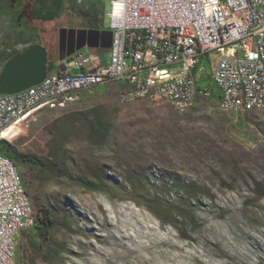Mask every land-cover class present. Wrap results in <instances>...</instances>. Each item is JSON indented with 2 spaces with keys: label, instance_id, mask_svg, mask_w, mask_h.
I'll use <instances>...</instances> for the list:
<instances>
[{
  "label": "rangeland",
  "instance_id": "rangeland-1",
  "mask_svg": "<svg viewBox=\"0 0 264 264\" xmlns=\"http://www.w3.org/2000/svg\"><path fill=\"white\" fill-rule=\"evenodd\" d=\"M43 6L0 0V54L40 43L56 69L60 28H82L94 15L109 24L110 0H64L47 23L31 17ZM121 87L46 105L5 133L45 166L17 163L34 212L57 221L47 242L35 229L19 234L16 264H264V111L223 112L214 99L181 114L166 103L121 107Z\"/></svg>",
  "mask_w": 264,
  "mask_h": 264
},
{
  "label": "built area",
  "instance_id": "built-area-1",
  "mask_svg": "<svg viewBox=\"0 0 264 264\" xmlns=\"http://www.w3.org/2000/svg\"><path fill=\"white\" fill-rule=\"evenodd\" d=\"M106 17L108 60L84 47L38 85L0 95V141L38 109L105 84H122L121 107L166 103L181 114L214 99L223 112L264 111V0H110ZM34 225L18 167L0 154V264H16L17 237Z\"/></svg>",
  "mask_w": 264,
  "mask_h": 264
},
{
  "label": "water",
  "instance_id": "water-1",
  "mask_svg": "<svg viewBox=\"0 0 264 264\" xmlns=\"http://www.w3.org/2000/svg\"><path fill=\"white\" fill-rule=\"evenodd\" d=\"M111 43L112 32L109 30L75 28L58 30L60 61L84 47L106 50L111 47ZM47 65V52L40 44L31 45L18 52L0 71V95L19 93L38 85L48 73Z\"/></svg>",
  "mask_w": 264,
  "mask_h": 264
},
{
  "label": "trees",
  "instance_id": "trees-1",
  "mask_svg": "<svg viewBox=\"0 0 264 264\" xmlns=\"http://www.w3.org/2000/svg\"><path fill=\"white\" fill-rule=\"evenodd\" d=\"M44 4V6L42 8L39 9H35L34 11L31 12V17L34 18L37 21L43 22V23H47V22H52L54 21V19L58 16V13L60 12L64 0H40V4ZM48 3V4H47ZM46 4L48 5L46 7ZM90 28V29H95V30H104V24L100 21L97 20L96 15H94L92 18H86L85 22L82 25V28ZM40 44V43H38ZM42 45V44H40ZM44 46V45H42ZM25 48L21 49L20 51H15V52H10L8 54H4L1 53L0 54V62L1 67L3 68V66L5 65V63L10 60L15 54H17L18 52H21L22 50H24ZM102 50V49H100ZM105 52V50H103ZM57 68L53 69V66L51 65V63L48 61V65H47V71L48 72H52V71H56ZM215 90H213V95H215ZM100 125H102L100 123ZM99 125V126H100ZM106 133H108V130L106 129V127L101 128L100 131V135H106ZM0 154L4 155L5 157L11 159L13 161V163L17 166V163H24V162H31L32 164L38 166V167H45L43 166V164H41V162H35V159L32 158V160H30L28 158L27 155L21 154L19 152H17L14 147L9 143L6 142L4 140L0 141ZM58 152L51 150L49 153L50 161H53L50 163V166H48V169L53 170L54 171V167L59 166L57 164L58 162V158L59 156H57ZM63 161V160H61ZM64 162V161H63ZM18 167V166H17ZM101 175L98 176L100 181L104 180V179H109V176L107 175V173L105 174L104 171H101ZM168 177L171 179L170 180V184H175L177 185V183L179 182L180 178H173L171 176L168 175ZM164 182H167L166 179H162ZM77 182L79 183V185H81L83 188L89 190V191H95L94 189H96V186L93 182L88 181L86 178H78ZM24 183V181H23ZM257 196H260L261 193L258 191L254 192ZM35 214V225L33 226V228L31 229H35L38 233L39 239L41 240V243L47 242L49 240V233L52 232L56 226H57V221L53 218L52 214L50 213V211L48 210H44V209H38L36 211Z\"/></svg>",
  "mask_w": 264,
  "mask_h": 264
},
{
  "label": "bare ground",
  "instance_id": "bare-ground-1",
  "mask_svg": "<svg viewBox=\"0 0 264 264\" xmlns=\"http://www.w3.org/2000/svg\"><path fill=\"white\" fill-rule=\"evenodd\" d=\"M14 126V125H13ZM12 126V127H13ZM11 127V128H12ZM11 128H9L7 131H9ZM208 208V207H207ZM241 212H243V211H241ZM243 215V214H242ZM249 215V214H248ZM108 217H112V216H108ZM227 217V216H226ZM112 219H113V217H112ZM255 219V218H254ZM220 220V219H219ZM252 221V220H251ZM109 222V221H108ZM115 222V221H114ZM110 224V223H109ZM118 225V224H117ZM231 225V224H230ZM232 226V225H231ZM235 228V227H234ZM121 229V228H120ZM121 230H123V229H121ZM125 231V230H124ZM128 233V232H127ZM127 235V234H126ZM262 237V236H261ZM263 238V237H262ZM215 242V241H214ZM227 243V242H226ZM261 263V262H260Z\"/></svg>",
  "mask_w": 264,
  "mask_h": 264
},
{
  "label": "flooded vegetation",
  "instance_id": "flooded-vegetation-1",
  "mask_svg": "<svg viewBox=\"0 0 264 264\" xmlns=\"http://www.w3.org/2000/svg\"><path fill=\"white\" fill-rule=\"evenodd\" d=\"M71 28V27H70ZM72 28H75V29H86V30H90V28H76V27H72Z\"/></svg>",
  "mask_w": 264,
  "mask_h": 264
}]
</instances>
